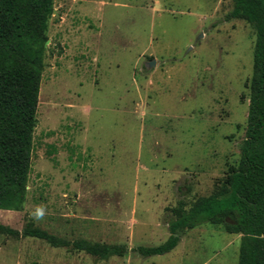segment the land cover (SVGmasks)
Here are the masks:
<instances>
[{
  "label": "rangeland",
  "instance_id": "rangeland-1",
  "mask_svg": "<svg viewBox=\"0 0 264 264\" xmlns=\"http://www.w3.org/2000/svg\"><path fill=\"white\" fill-rule=\"evenodd\" d=\"M233 0H53L31 171L20 211L0 209V264H237L239 235L203 223L171 251V209L215 193L245 138L255 29ZM154 61V65L147 64ZM45 206L41 222L29 219ZM124 244L98 259L25 237Z\"/></svg>",
  "mask_w": 264,
  "mask_h": 264
},
{
  "label": "trees",
  "instance_id": "trees-1",
  "mask_svg": "<svg viewBox=\"0 0 264 264\" xmlns=\"http://www.w3.org/2000/svg\"><path fill=\"white\" fill-rule=\"evenodd\" d=\"M53 0H0V209L20 211L31 171L33 131L46 56L48 20ZM226 21L244 19L255 29L252 75L245 138L237 166L213 194L188 208L180 200L171 209L169 235L155 246H137L142 257L165 254L181 235L203 223L221 224L239 235L237 264H264V0H233ZM0 233L19 231L0 223ZM21 235L53 247L84 251L98 259L123 256L124 244L87 239L65 240L47 230L27 226Z\"/></svg>",
  "mask_w": 264,
  "mask_h": 264
},
{
  "label": "clouds",
  "instance_id": "clouds-1",
  "mask_svg": "<svg viewBox=\"0 0 264 264\" xmlns=\"http://www.w3.org/2000/svg\"><path fill=\"white\" fill-rule=\"evenodd\" d=\"M46 214L45 206H37L34 211L29 213V219L34 222H41L45 218Z\"/></svg>",
  "mask_w": 264,
  "mask_h": 264
},
{
  "label": "water",
  "instance_id": "water-1",
  "mask_svg": "<svg viewBox=\"0 0 264 264\" xmlns=\"http://www.w3.org/2000/svg\"><path fill=\"white\" fill-rule=\"evenodd\" d=\"M149 67L153 66L154 65V61H151L147 64Z\"/></svg>",
  "mask_w": 264,
  "mask_h": 264
}]
</instances>
